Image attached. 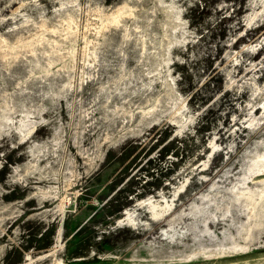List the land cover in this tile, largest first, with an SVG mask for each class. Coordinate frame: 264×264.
Masks as SVG:
<instances>
[{"label":"rangeland","instance_id":"obj_1","mask_svg":"<svg viewBox=\"0 0 264 264\" xmlns=\"http://www.w3.org/2000/svg\"><path fill=\"white\" fill-rule=\"evenodd\" d=\"M0 264H264V0H0Z\"/></svg>","mask_w":264,"mask_h":264}]
</instances>
